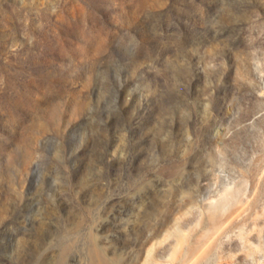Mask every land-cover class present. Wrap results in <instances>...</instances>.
<instances>
[{
  "label": "rangeland",
  "instance_id": "rangeland-1",
  "mask_svg": "<svg viewBox=\"0 0 264 264\" xmlns=\"http://www.w3.org/2000/svg\"><path fill=\"white\" fill-rule=\"evenodd\" d=\"M264 264V0H0V264Z\"/></svg>",
  "mask_w": 264,
  "mask_h": 264
},
{
  "label": "bare ground",
  "instance_id": "bare-ground-1",
  "mask_svg": "<svg viewBox=\"0 0 264 264\" xmlns=\"http://www.w3.org/2000/svg\"><path fill=\"white\" fill-rule=\"evenodd\" d=\"M96 264H111V262H100V263H96Z\"/></svg>",
  "mask_w": 264,
  "mask_h": 264
}]
</instances>
